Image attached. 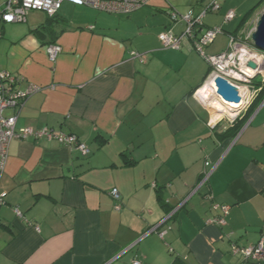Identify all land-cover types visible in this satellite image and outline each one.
<instances>
[{
    "label": "crops",
    "instance_id": "obj_1",
    "mask_svg": "<svg viewBox=\"0 0 264 264\" xmlns=\"http://www.w3.org/2000/svg\"><path fill=\"white\" fill-rule=\"evenodd\" d=\"M210 1L151 0L129 16L64 3L55 19L34 11L26 25H3L0 73L23 79L19 89H42L17 128L75 135L91 154L12 141L0 183V264H256L232 246L264 236V88L222 125L197 98L210 67L193 43L172 50L159 40L187 28L170 13L199 14ZM221 4L204 19L205 29H223L208 55L226 52L230 37L253 30L264 13V0ZM53 44L63 49L55 62L46 52ZM213 204L230 207L224 227L209 222L221 215Z\"/></svg>",
    "mask_w": 264,
    "mask_h": 264
},
{
    "label": "built area",
    "instance_id": "obj_2",
    "mask_svg": "<svg viewBox=\"0 0 264 264\" xmlns=\"http://www.w3.org/2000/svg\"><path fill=\"white\" fill-rule=\"evenodd\" d=\"M151 0H7L4 9L1 11L4 24L26 23L28 15L34 11L46 13L50 18L57 15L64 3H70L78 7H87L95 11L111 15H131L134 12L149 5ZM221 0H212L209 5L204 7L199 14L193 11L186 15H179L177 12L170 13L173 22L183 21L187 28L182 35H176L171 31L159 36L161 45L165 49L180 50L185 40L193 43L196 53L207 62L211 69L206 83L200 89H204L211 78L221 77L234 87L240 90L241 104L237 109H233L235 114L232 118L233 124L241 117L258 99L264 88V51L255 48L252 41V34L255 28L245 35L230 37L229 48L226 52L218 55H208L206 48L215 39L223 34L222 27L210 29L204 28V19L210 13H217L221 10ZM235 16L233 11L227 13L225 22L231 21ZM48 58L51 62L62 54L61 46L53 44L46 48ZM132 59L144 61V55L132 52ZM253 64L252 68L250 65ZM23 79H18L8 72L0 73V183L9 156V149L14 139L55 142L61 146L74 148L83 157L91 154L90 148L79 141L75 135L55 131L49 127L40 130L32 128H17V122L21 111L29 98L42 89L38 86L29 85L25 89H19L18 84ZM197 91V98L205 105L204 99ZM209 109V108H208ZM11 111V114L7 115ZM208 165V163H207ZM209 172H206L201 185L207 183ZM115 200H120L121 196L117 189L111 192ZM5 203V196L0 189V206ZM213 210L220 211L221 215L213 218L209 222L224 227L227 224L226 218L230 207L227 205L213 204ZM119 209V207H118ZM15 213L21 217V212L15 208ZM165 233H160L164 238ZM232 253L240 255L245 263H264V236L257 245L248 247L232 246ZM132 264H144L140 260H134Z\"/></svg>",
    "mask_w": 264,
    "mask_h": 264
},
{
    "label": "water",
    "instance_id": "obj_3",
    "mask_svg": "<svg viewBox=\"0 0 264 264\" xmlns=\"http://www.w3.org/2000/svg\"><path fill=\"white\" fill-rule=\"evenodd\" d=\"M252 41L255 48L264 51V13L257 21L255 30L252 34ZM252 68L253 64L250 65ZM216 93L226 104L233 105V109H237L241 104L240 90L231 85L228 81L221 77L215 79ZM206 109L207 106H204Z\"/></svg>",
    "mask_w": 264,
    "mask_h": 264
},
{
    "label": "bare ground",
    "instance_id": "obj_4",
    "mask_svg": "<svg viewBox=\"0 0 264 264\" xmlns=\"http://www.w3.org/2000/svg\"><path fill=\"white\" fill-rule=\"evenodd\" d=\"M216 84H215V79L211 78L207 85L205 86L204 93L206 96H209L212 98L211 101H207L205 98H203L204 103L207 107H213L215 108L223 117H229V118H234L235 114L233 113V105L226 104L221 98L217 96L216 93ZM200 90V91H202Z\"/></svg>",
    "mask_w": 264,
    "mask_h": 264
},
{
    "label": "rangeland",
    "instance_id": "obj_5",
    "mask_svg": "<svg viewBox=\"0 0 264 264\" xmlns=\"http://www.w3.org/2000/svg\"><path fill=\"white\" fill-rule=\"evenodd\" d=\"M4 0H0V4H1V2H3ZM32 13V12H31ZM29 14L28 15V19L31 17V15L32 14ZM37 13V15H39V16H43V14H41L40 12H36ZM26 25V23H17V25ZM6 28H9V26H6ZM219 41H217L216 42V44L214 45V50H217L218 48H219ZM209 111H210V109H208ZM7 115H9V113H7ZM231 121H232V119L231 118H229V117H223V118H221L220 120H219V123H221L222 125H227V124H231Z\"/></svg>",
    "mask_w": 264,
    "mask_h": 264
},
{
    "label": "trees",
    "instance_id": "obj_6",
    "mask_svg": "<svg viewBox=\"0 0 264 264\" xmlns=\"http://www.w3.org/2000/svg\"><path fill=\"white\" fill-rule=\"evenodd\" d=\"M202 1H205V0H202ZM212 1V0H211ZM211 1L207 4V5H209L210 3H211ZM7 2V1H6ZM5 5V4H4ZM206 5V6H207ZM205 6V7H206ZM261 5H259L257 8H255L253 11H251V13L249 14V16L246 18L247 20L250 18V16L260 7ZM144 8V7H143ZM4 9V6H3V8L0 10V37L2 36V33H3V25H4V22H3V20H2V14H1V11ZM139 11V10H138ZM137 12V11H136ZM135 13V12H134ZM123 16H129V15H123ZM56 17V16H55ZM55 17H53L52 19H55ZM211 74V69H210V71H209V74H208V76ZM235 123V122H234ZM233 123V124H234ZM164 205V204H163ZM168 213H170V212H168Z\"/></svg>",
    "mask_w": 264,
    "mask_h": 264
},
{
    "label": "flooded vegetation",
    "instance_id": "obj_7",
    "mask_svg": "<svg viewBox=\"0 0 264 264\" xmlns=\"http://www.w3.org/2000/svg\"><path fill=\"white\" fill-rule=\"evenodd\" d=\"M238 119H239V118H238ZM238 119H237V120H238Z\"/></svg>",
    "mask_w": 264,
    "mask_h": 264
}]
</instances>
